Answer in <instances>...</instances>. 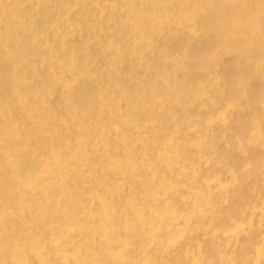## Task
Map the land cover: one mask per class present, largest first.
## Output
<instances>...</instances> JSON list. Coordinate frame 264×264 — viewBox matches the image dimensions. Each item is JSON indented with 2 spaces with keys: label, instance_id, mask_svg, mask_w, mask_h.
Listing matches in <instances>:
<instances>
[{
  "label": "bare ground",
  "instance_id": "bare-ground-1",
  "mask_svg": "<svg viewBox=\"0 0 264 264\" xmlns=\"http://www.w3.org/2000/svg\"><path fill=\"white\" fill-rule=\"evenodd\" d=\"M257 181L264 0H0V264H260Z\"/></svg>",
  "mask_w": 264,
  "mask_h": 264
},
{
  "label": "rangeland",
  "instance_id": "rangeland-1",
  "mask_svg": "<svg viewBox=\"0 0 264 264\" xmlns=\"http://www.w3.org/2000/svg\"><path fill=\"white\" fill-rule=\"evenodd\" d=\"M228 175H226L225 174V176L224 177H226V179L228 178L227 177ZM223 177V178H224ZM228 181V180H227ZM257 183V184H256ZM261 185H264V183L262 182H260V181H257V182H255V184L253 185L254 186V191L256 192L258 189H259V187L261 186ZM254 219V218H253ZM245 231H243V232H241L238 236H237V238H236V240H235V243H237V244H240V243H242V242H244V240H245ZM237 239H238V241H237ZM263 253V254H262ZM262 253L259 255L260 257H259V263L260 264H263L264 262H262V261H264V249L262 250ZM255 255V253H253V256ZM263 259H262V258ZM262 262V263H261ZM221 263V262H220ZM219 263V264H220Z\"/></svg>",
  "mask_w": 264,
  "mask_h": 264
}]
</instances>
